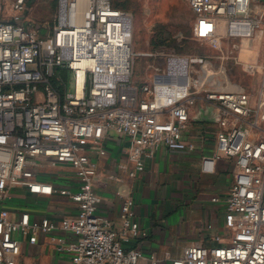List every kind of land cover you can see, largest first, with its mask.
I'll use <instances>...</instances> for the list:
<instances>
[{
	"label": "built area",
	"instance_id": "obj_1",
	"mask_svg": "<svg viewBox=\"0 0 264 264\" xmlns=\"http://www.w3.org/2000/svg\"><path fill=\"white\" fill-rule=\"evenodd\" d=\"M187 2L196 16L222 23L233 40H253L264 30V0ZM58 4L59 22L43 35L27 25L26 0H16L10 20L0 22V264H19L24 246L37 244L41 235L70 264H141V251L129 247L141 236L134 201L122 197L118 228L99 214V170L91 154L108 155L99 144L109 134L128 139L136 172L161 148L195 152L184 134L202 91L198 85L208 83L207 77L194 79L189 66L203 60L171 57L167 70L136 86L133 13L113 0ZM183 61L188 68L182 89L158 80L179 73L172 66ZM179 90L186 93L165 115L163 100ZM205 92L215 106V158L234 161L225 198L228 232L218 245H191L169 263L264 264V107H254L245 92ZM18 190L67 199L76 213L57 222L13 212ZM148 261L159 264L153 254Z\"/></svg>",
	"mask_w": 264,
	"mask_h": 264
},
{
	"label": "crops",
	"instance_id": "obj_2",
	"mask_svg": "<svg viewBox=\"0 0 264 264\" xmlns=\"http://www.w3.org/2000/svg\"><path fill=\"white\" fill-rule=\"evenodd\" d=\"M206 106L214 116L215 106L209 102ZM193 114L184 136L195 144V152L161 148L145 161L144 171L136 172V163L129 159L128 139L109 134L99 144L108 155L91 154L99 170L95 181L101 197L99 214L118 228L122 197L134 201L133 213L141 236L129 247L141 251V264H148L152 254L159 264H170L191 245L215 246L218 237L227 235L225 198L234 183V161L215 158L217 124L196 123ZM10 209L27 210L33 219L48 217L57 222L74 216L77 210L67 199L30 195L25 190L15 192ZM19 264L70 262L56 254L49 237L41 235L37 244L24 246Z\"/></svg>",
	"mask_w": 264,
	"mask_h": 264
},
{
	"label": "rangeland",
	"instance_id": "obj_3",
	"mask_svg": "<svg viewBox=\"0 0 264 264\" xmlns=\"http://www.w3.org/2000/svg\"><path fill=\"white\" fill-rule=\"evenodd\" d=\"M15 1L0 0V22L10 20ZM26 4V20L31 30L43 35L58 24V0H26ZM113 4L134 15L133 50L137 56L132 80L136 86L149 82L158 71L167 70L171 57L199 58L203 63L190 64L189 70L194 73V79L207 77L208 85L204 87V82L198 85L202 91L192 109L194 122L207 126L216 122L206 106L205 90L209 89L245 92L254 107H264V30L253 40H233L222 23L196 16L187 0H113ZM258 39L262 43L258 44ZM255 66L257 68L251 71ZM158 80L182 89L187 76L168 75ZM71 81L73 91L72 78ZM185 93L179 90L170 94L172 100H163L162 112L167 115L172 101L176 103Z\"/></svg>",
	"mask_w": 264,
	"mask_h": 264
},
{
	"label": "bare ground",
	"instance_id": "obj_4",
	"mask_svg": "<svg viewBox=\"0 0 264 264\" xmlns=\"http://www.w3.org/2000/svg\"><path fill=\"white\" fill-rule=\"evenodd\" d=\"M174 67V68H173ZM257 67H251L250 70L253 71L254 69H256ZM172 69L177 70V72L179 73H170L169 76H174L175 78L178 76H183L186 75L187 73V66L184 64V61L181 62L180 64H178V66H172ZM161 78V77H158Z\"/></svg>",
	"mask_w": 264,
	"mask_h": 264
},
{
	"label": "trees",
	"instance_id": "obj_5",
	"mask_svg": "<svg viewBox=\"0 0 264 264\" xmlns=\"http://www.w3.org/2000/svg\"><path fill=\"white\" fill-rule=\"evenodd\" d=\"M59 1V0H58ZM116 7V6H115ZM116 8H118V7H116ZM59 73H60V75L65 79V78H67V76H68V74H67V72L65 71V70H59Z\"/></svg>",
	"mask_w": 264,
	"mask_h": 264
}]
</instances>
